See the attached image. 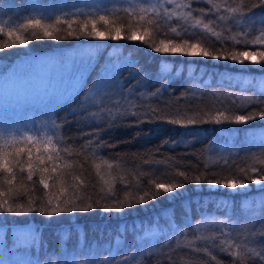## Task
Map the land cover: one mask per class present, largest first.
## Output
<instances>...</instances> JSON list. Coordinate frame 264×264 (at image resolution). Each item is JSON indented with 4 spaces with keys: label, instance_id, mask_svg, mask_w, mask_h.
I'll list each match as a JSON object with an SVG mask.
<instances>
[{
    "label": "trees",
    "instance_id": "obj_1",
    "mask_svg": "<svg viewBox=\"0 0 264 264\" xmlns=\"http://www.w3.org/2000/svg\"><path fill=\"white\" fill-rule=\"evenodd\" d=\"M93 1L0 0V66L35 57L62 62L63 55L80 54L83 47L94 53L75 92L64 99L52 95L56 103L52 108L49 100L33 110L37 114L32 113L29 124L36 132H12L15 137L0 142V156L8 161L0 167V204L32 202L33 207H46L51 200L52 206L71 201L76 208L90 203L93 207L51 217L42 212L0 213V258L9 264L18 260L44 264L48 257L92 264L109 256L115 258L112 264L125 257L129 264H239L241 255L249 257V248L264 246L258 242L264 241V188L256 176L236 189L210 187L207 180L244 178L241 170L264 167L259 164L264 158V118L256 115L264 110V70L250 61L241 66L230 59L154 49L161 39H188L213 55L264 49L231 39L222 44L231 37L228 33L172 36L125 13L79 12ZM228 1L239 7L241 20L249 9L256 19L264 17L259 0ZM101 15L109 24L99 20ZM28 19L51 25L52 36L45 37L39 27L21 28ZM86 19H95L105 36L79 35V25ZM65 21H72L71 29ZM113 27L121 28L122 38L111 39ZM144 28L149 29L145 41L126 38L133 31L142 34ZM69 30L77 34L54 39ZM17 36L26 43L20 44ZM152 109L160 119L152 117ZM28 110L31 113L32 108ZM218 111L229 119L218 118ZM250 114L254 119H233ZM170 119L182 124L165 122ZM188 119L200 123L187 125ZM216 119L222 122L215 123ZM29 135L34 143L26 142ZM49 137L52 143L46 153ZM28 147L31 159L27 151L16 154L17 148ZM37 148L45 159L53 154L54 163L40 165ZM45 166L47 172L42 170ZM41 178L47 189L39 183ZM156 183L182 187L157 193ZM21 229L37 236L32 248L13 247L14 232ZM65 234L68 239L62 240Z\"/></svg>",
    "mask_w": 264,
    "mask_h": 264
},
{
    "label": "rangeland",
    "instance_id": "obj_2",
    "mask_svg": "<svg viewBox=\"0 0 264 264\" xmlns=\"http://www.w3.org/2000/svg\"><path fill=\"white\" fill-rule=\"evenodd\" d=\"M202 4L206 8L209 6L207 10ZM216 5L220 7L217 9ZM228 7L237 10L228 12ZM79 12L85 15L90 13V16L120 12L139 20L143 16V20L151 22L149 24L158 32L172 36L195 33L214 36L213 33L222 32L234 36L237 43L244 39L252 41L260 35L259 31L252 32L247 37L240 35L247 26L237 24V21H242L238 17L239 7L228 0H96L82 6ZM166 12L175 15H167ZM221 16L225 19L221 20ZM196 20L202 23L197 25ZM204 25H208V28ZM255 27L260 29L264 25L256 24ZM173 28L176 29L175 32L171 30ZM237 44L244 46L243 43ZM252 46L264 49V45ZM82 51L77 55H63L62 62L54 58L50 60L48 57H35L10 67L0 66L1 143L15 137L12 132H25L26 135L27 132H36L29 124L32 113L37 114L33 110H40L49 100L48 107L52 108L56 104L50 99L52 95H56L57 99H64L76 91L93 62L92 56L84 54L86 48L83 47ZM31 108L30 113L28 109Z\"/></svg>",
    "mask_w": 264,
    "mask_h": 264
},
{
    "label": "snow or ice",
    "instance_id": "obj_3",
    "mask_svg": "<svg viewBox=\"0 0 264 264\" xmlns=\"http://www.w3.org/2000/svg\"><path fill=\"white\" fill-rule=\"evenodd\" d=\"M259 5L262 7L264 6V0H259ZM217 9L220 7V5H216L215 6ZM253 7L255 8L256 5H253ZM237 9L235 8H231L228 7L227 11L228 12H235ZM203 10H201L202 12ZM253 10L249 9L248 10V15L242 18V21H237V24H241V25H246L247 27H245V30L240 33V35L242 37H247L249 35L252 34V32L255 31H259L260 35L257 36L254 40L252 41H248L247 39H244L242 41H237V43H243V45L245 47H247L249 44L252 45H264V28H260L257 29L255 27L256 24H260V25H264V17H260L259 19H256V15H252ZM167 15H175V13H167ZM89 15H91L89 13ZM141 20L144 19L143 16L140 17ZM221 20L225 19V17L221 16L220 17ZM56 20L59 21L60 17L57 16ZM99 20L103 21L105 25L109 24V20L108 17L101 15L99 16ZM65 23H67L68 28L71 29L72 28V21H65ZM91 23V30H88V24ZM151 23V22H149ZM202 22L200 20H196V24L200 25ZM21 28H28V27H39L40 29L43 30V35L45 37H51L52 36V32L49 30L51 28V25H47L42 23L41 19H28L26 21L25 24L20 25ZM205 28H208V25H204ZM173 32L176 31L175 28L171 29ZM3 31V28L0 27V32ZM209 31H211V29H209ZM111 32L114 33V35H111V39L113 40H117L122 38L121 36V28L120 27H113L111 29ZM149 29L148 28H144L142 31V34L137 35V33L135 31L132 32L131 35H128L126 38L129 40H140V41H145V36L148 35ZM77 33H75L72 30L67 31L65 36H60L59 34H57L54 39H67L68 37H72L73 35H76ZM9 35H11V32H9ZM79 35H89V36H96V37H104L105 33L100 31L97 28V22L95 19H91L88 20L86 19L84 23L79 25ZM213 35H216L219 37L218 33H213ZM16 39L19 41L20 44H25L26 40L21 39L20 36H17ZM235 40V37H227L225 38V40L221 41V43H225L227 42V40ZM235 46V45H234ZM195 49H199V51H193ZM155 52L158 53H171V54H184V55H201L204 57H211L212 59H216V60H220V59H224V60H228L230 59L233 62H238L241 66L245 65V61H251L252 64H256L260 66L261 70H264V51H259L257 50L256 52H251V51H233L232 53H230L229 55H213L212 52L205 50L203 48H201V46L198 43H193L190 42V40L185 39L181 42H177L176 40L173 39H161L159 41V46L155 47ZM85 55L88 56H92L94 55V53L91 50H88L86 53H84ZM253 56H259V60H253ZM163 87V86H162ZM159 92V90H158ZM259 103V101H258ZM75 115V112L73 113ZM145 115H148V113H145ZM151 115L153 118L155 119H160L159 115L157 114L155 109H152L151 111ZM256 115H258L261 118H264V110H261L259 112L256 113ZM216 116L218 118H223L224 120L229 119V117H227L225 115L224 112L222 111H218L216 113ZM233 119L237 122H245L248 120H252L254 119L253 115H235L233 117ZM138 124L139 123H143L144 121H137ZM168 124H172V125H181L182 121L178 120V119H170L165 121ZM221 119H216L215 123H221ZM200 123V121L196 120V119H188L186 121L187 125H193V124H197ZM98 135V134H97ZM26 142L31 144L35 142V138L33 136H27L26 137ZM52 143L51 141V137L48 138V142L47 144H45L44 147V152H49V145ZM261 147H264V142H262ZM27 151V154L29 156V158L31 159V154H32V148L28 147L27 149L24 148H17L16 149V154L19 155L21 152H25ZM38 155L36 156V159L39 161V164L44 166L46 164H53L54 163V155L53 154H49L47 155V158L45 159L43 154H41V150L39 148L36 149ZM52 153H56V149L52 148L51 149ZM262 156H264V153H262ZM8 161L4 160L2 158V156H0V167H6ZM259 164L260 165H264V158L259 160ZM31 168V165L29 166ZM10 171V169H8ZM44 172H47L48 169L47 167H43L42 169ZM52 172L56 173L57 172V167L53 166L52 167ZM241 172L243 173L244 178H240L239 176H237L235 179L232 180H224V179H215V178H211L207 180V184L210 187L213 186H219L221 184L225 185L226 187H231L233 189H236L237 186L239 185L240 188H244L247 186L246 181L250 180L253 178V176L258 177L257 183L260 184V186L262 188H264V167L261 168H257L255 165L251 166L250 168V172L248 169H243L241 170ZM180 176H185L184 172H180L179 173ZM29 180L32 179L31 176V172L29 173ZM39 183L41 185H43V187L45 189H47L49 187L48 183L45 181V179L41 178ZM196 183H200V178L197 177ZM182 187V185L180 184H171V185H166V184H162V183H156L155 184V188L157 190V193H159L161 190L164 193H171L174 191V189L176 188H180ZM64 189H61V192H64ZM59 199V197L57 198ZM140 203H144V200L141 199L139 201ZM7 201H5L3 204H0V213H16V214H20V213H32V212H42L45 216L51 217L56 213H72L75 211H88L89 209H91L93 207V204H89L87 208H76L73 206V202L71 201H65V206L61 207L60 204H56L55 206H52V201L49 200L48 201V205L46 207H33L32 206V202H29L26 206L23 205H16V206H5L7 205ZM262 207H264V201L261 202ZM122 207V205H121ZM119 210V209H117ZM62 240H66L68 239V236L62 235L61 236ZM117 239H119V236L117 237ZM37 236L35 234H33V231L27 230V229H21L18 231L14 232L13 235V239H12V244L13 247H15L17 250H19L20 248H26V249H30L32 248L34 245L37 244ZM261 244H264V241H258ZM6 246V245H5ZM248 253H249V257H244V256H240L239 257V264H264V246H262L259 250H257L256 248H249L248 249ZM233 255H237V253H233ZM132 259H134L135 257L132 256ZM214 258V257H213ZM115 260L114 257H104L101 260H93L92 264H112V262ZM0 264H9L8 261L0 258ZM14 264H33L32 261H23V260H18L15 261ZM36 264H40L39 261L36 262ZM44 264H69V262H61L59 259L53 260L51 257L46 258ZM74 264H83L82 261H75ZM115 264H129V258L125 257L122 258L119 261H116Z\"/></svg>",
    "mask_w": 264,
    "mask_h": 264
}]
</instances>
